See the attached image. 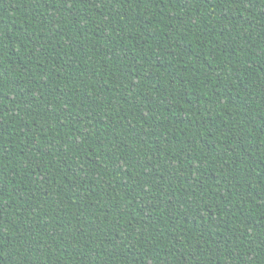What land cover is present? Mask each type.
I'll list each match as a JSON object with an SVG mask.
<instances>
[{"label": "trees", "instance_id": "trees-1", "mask_svg": "<svg viewBox=\"0 0 264 264\" xmlns=\"http://www.w3.org/2000/svg\"><path fill=\"white\" fill-rule=\"evenodd\" d=\"M0 264H264V0H0Z\"/></svg>", "mask_w": 264, "mask_h": 264}]
</instances>
